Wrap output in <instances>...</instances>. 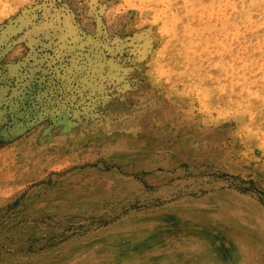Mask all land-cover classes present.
Instances as JSON below:
<instances>
[{"label":"rangeland","instance_id":"obj_1","mask_svg":"<svg viewBox=\"0 0 264 264\" xmlns=\"http://www.w3.org/2000/svg\"><path fill=\"white\" fill-rule=\"evenodd\" d=\"M143 1L17 0L0 17V264H165L175 248L171 264H264V140L187 89L188 73L219 80V58L237 89L264 84V16L158 2L182 13L161 74Z\"/></svg>","mask_w":264,"mask_h":264},{"label":"bare ground","instance_id":"obj_2","mask_svg":"<svg viewBox=\"0 0 264 264\" xmlns=\"http://www.w3.org/2000/svg\"><path fill=\"white\" fill-rule=\"evenodd\" d=\"M14 1H17V0H0V17L1 16H4L5 15V13L7 12V9H8V6L12 3V2H14ZM18 1H23V0H18ZM144 1H146V0H144ZM143 1V2H144ZM149 1V0H148ZM148 1H146V2H148ZM151 1V0H150ZM149 1V2H150ZM166 0H156V7H155V11H156V19L157 20H159V22L161 23L160 24V38L162 39V40H164V42L166 43V45L169 47H166L164 44V46L163 47H166L165 49L163 48V49H160V51H158L157 53V56H156V58H155V60L157 61V69L155 70V71H157V73H163L164 71H165V64H164V62H166V61H164L166 58V55H169V54H171L172 52H173V47L171 46V42H174V41H176V36H175V34H176V26L179 24V22L181 21H179L178 22V16L179 15H181V14H179L178 12V16L175 14V13H173V9L175 10V8H173V6H174V4L173 5H171L170 7H165V8H162L161 7V9L159 8L160 7V5L158 4V2L161 4L162 2H165ZM168 1V0H167ZM213 1H217V3H218V1L219 2H221V4H224V8H225V3L227 2V0H213ZM235 1V0H234ZM242 2H240V4H239V7H238V11L240 12V15L242 16L243 14H244V11H246L247 12V10H253L254 9V11H256V12H258V13H260L262 16H264V0H241ZM154 2V1H153ZM169 2H171V1H169ZM187 2H189V1H187ZM191 2V1H190ZM193 2H195V1H193ZM212 2V1H211ZM229 2V1H228ZM172 3V2H171ZM175 3V2H174ZM186 3V2H185ZM152 4V3H151ZM236 4V3H235ZM161 5H163V4H161ZM166 5H168L167 3H166ZM217 5V4H216ZM220 5V4H219ZM229 6H231L232 7V5H231V3L230 4H228ZM150 6V5H149ZM159 6V7H158ZM222 6V5H221ZM234 6V5H233ZM236 6H237V4H236ZM151 7V6H150ZM186 7V6H185ZM226 7H227V5H226ZM230 7V8H231ZM144 8V7H143ZM222 8V7H221ZM220 8V9H221ZM223 8V9H224ZM236 8V7H235ZM149 9V8H148ZM147 9V10H148ZM219 9V8H218ZM232 9V8H231ZM145 10V9H144ZM184 10H186V9H184ZM230 11V10H229ZM228 11V12H229ZM142 12V14H143V12L144 11H141ZM185 13V12H184ZM251 14V13H250ZM108 15V14H107ZM201 15H202V13H201ZM223 15H225L224 13H223ZM232 15V14H231ZM258 15V14H257ZM177 16V17H176ZM199 16V15H198ZM197 16V17H198ZM155 17V16H154ZM218 17V16H217ZM220 17V16H219ZM240 17V16H239ZM199 18V17H198ZM221 18V17H220ZM220 18L218 19L219 21H220ZM124 19V18H123ZM154 19V18H153ZM223 19V18H222ZM227 19H229V18H227ZM239 19V18H238ZM243 19V18H242ZM204 20V19H203ZM241 20V19H240ZM249 20V19H248ZM248 20H246V21H248ZM152 21V20H151ZM186 21V20H185ZM202 21V20H201ZM257 21V20H256ZM184 22V21H183ZM157 23V22H156ZM218 23V22H217ZM228 24H229V22H227ZM239 23V22H238ZM184 24V23H183ZM186 24V23H185ZM184 24V25H185ZM221 24V23H220ZM224 24H225V21H224ZM241 24H243V23H241ZM240 24V25H241ZM189 25V24H188ZM188 25H186L185 26V28H187V30L188 29H190L189 28V26ZM260 24H258V26H259ZM193 26V25H192ZM220 26V25H219ZM229 26V25H228ZM237 26H239V25H237ZM253 26V25H252ZM221 27V26H220ZM224 27V29H225V27H226V25L225 26H223ZM231 27H232V24H231ZM235 27V26H234ZM202 28V27H201ZM260 27H257L256 29H259ZM158 29V28H157ZM183 29H184V26H183ZM213 29V28H212ZM215 29V28H214ZM234 29H236V28H234ZM233 29V30H234ZM248 29V28H247ZM221 30H223L222 28H221ZM230 30V29H229ZM228 30V31H229ZM238 30V29H237ZM218 31V30H217ZM225 31H227L226 29H225ZM231 31V30H230ZM229 31V32H230ZM259 31V30H258ZM257 31V32H258ZM131 32V31H130ZM159 32V31H158ZM195 32V31H194ZM218 32H220V31H218ZM237 32V31H236ZM253 32H255V31H253ZM182 33V32H181ZM231 33H233V31L231 32ZM159 34V33H158ZM187 35H189V34H191V33H186ZM226 34H227V32H226ZM234 34H235V32H234ZM237 34V33H236ZM235 34V35H236ZM183 35V34H182ZM233 35V34H232ZM231 35V36H232ZM248 35V34H247ZM180 36H181V34H180ZM223 36H225L224 35V33H223ZM227 36V35H226ZM233 37V36H232ZM235 37V36H234ZM264 37V30H262V31H260V32H258L257 33V35L255 36V38H263ZM178 38H179V36H178ZM227 38V37H226ZM254 38V39H255ZM187 39V38H186ZM159 40V39H158ZM203 40V39H202ZM201 40V41H202ZM210 39H208V41H209ZM245 40V39H244ZM257 40V39H256ZM261 40V39H260ZM254 41V40H253ZM252 42V41H251ZM264 42V41H263ZM163 43V42H162ZM189 43V42H188ZM195 43H197V42H195ZM253 43V42H252ZM170 44V45H169ZM187 44V43H186ZM186 44H185V46H186ZM199 44H200V42H199ZM221 44H223L222 42H221ZM162 45V44H161ZM173 46H174V44H172ZM189 45V44H188ZM213 45V44H212ZM240 45V44H239ZM244 45V44H243ZM176 46V45H175ZM190 46H192V45H190ZM194 46V45H193ZM228 46V45H227ZM199 47V46H198ZM246 47V46H245ZM168 48V49H167ZM187 48V47H186ZM185 48V49H186ZM189 49V48H188ZM224 49H226V48H224ZM224 49H222V50H224ZM228 50V49H227ZM240 50V49H239ZM175 51V50H174ZM190 51V50H189ZM200 51V50H199ZM249 51V50H248ZM181 52V51H180ZM247 53V52H246ZM174 54H175V52H174ZM228 54V53H227ZM232 54V53H231ZM229 56V55H228ZM232 56V55H231ZM263 56V55H262ZM172 57V56H171ZM170 57V58H171ZM181 57H182V60H183V63L185 64V62L187 63L190 59H189V57H187L186 55H185V53H184V51L181 53ZM184 57H185V59H184ZM164 58V59H163ZM168 58V57H167ZM230 59V61H231V57L229 58ZM180 60V59H179ZM233 60H235L234 58H233ZM251 60L252 59H250L249 61L251 62ZM248 61V60H247ZM248 61V62H249ZM247 62V63H248ZM145 64V63H144ZM155 64H156V62H155ZM228 64V63H227ZM227 64H225L220 58L217 60V62H216V67L218 68V70L219 71H216V74L217 75H219V80H217V81H213V82H211V81H209V73H206L207 75H205L203 78H202V80H200V81H198L197 79L195 80V78H194V73H191V75L188 73L187 75H188V77H190V81H189V83H188V92H189V94H192L193 95V97L195 98V100H196V107H197V110H201V111H203V112H205V113H208V114H211V115H214V114H219V113H233L234 111H245L246 113V117H247V122H245V123H248V124H250V129H253V130H257V132H259L260 133V138H262L263 140H264V126H262L261 124H263L262 123V121H263V119H264V84H257V82H256V84L254 83V84H251V86H245L246 88H244V89H242V90H239L242 86H240L239 87V89H237L236 88V86L234 87V85H235V83H234V81H233V79H232V77H233V74L238 70L237 68H236V66L235 65H233V63H232V61H231V64L229 63L228 65ZM251 64V63H250ZM195 65V64H194ZM193 65V66H194ZM238 65H240V64H238ZM249 65V64H248ZM213 66V65H212ZM252 66V65H251ZM155 67V66H154ZM202 67V66H201ZM215 67V66H214ZM240 67V66H239ZM179 68H180V66H179ZM240 69H241V67H240ZM253 69V68H252ZM179 70V69H178ZM207 70V69H206ZM246 70H248V68L246 69ZM255 70V69H254ZM183 71H185V69L183 70ZM183 71L181 72V73H183ZM189 71V70H188ZM242 72H243V70H241ZM166 72V71H165ZM167 72H168V70H167ZM241 72V73H242ZM254 72V71H253ZM169 73V72H168ZM200 73V72H199ZM175 74H177V73H175ZM185 74V73H184ZM197 74V73H196ZM123 75V74H122ZM155 75V74H154ZM159 75V74H158ZM186 75V74H185ZM198 75H200V74H198ZM236 75V74H235ZM239 75V74H238ZM264 75V74H263ZM125 76V75H124ZM159 76H161V75H159ZM184 76V75H183ZM138 77V76H137ZM196 77V76H195ZM164 78V77H163ZM186 78H187V76H186ZM186 78L184 79V80H186ZM198 78H200V77H198ZM213 78V77H212ZM157 79V78H156ZM170 79H172V78H170ZM176 79V78H175ZM189 79V78H188ZM251 79V78H250ZM222 80V81H221ZM183 81V80H182ZM241 81V80H240ZM168 82V81H167ZM221 82H224L223 84V86H221ZM184 83V82H183ZM183 83H182V85H183ZM252 83V82H251ZM127 84V83H126ZM250 84V83H249ZM176 85V89H181V87L180 86H182V85H180V83H176L175 84ZM185 85V84H184ZM246 85V84H245ZM127 86V85H126ZM168 86V85H167ZM139 88V87H138ZM185 88V87H184ZM243 88V87H242ZM182 91V90H181ZM224 92H226L225 93V95L224 96H222L221 94H223ZM180 93V92H179ZM213 96L215 97V98H219V97H221V99H224V103L226 104V108H225V110H218V108L216 107H214L213 106V104H212V101H213ZM251 96H254V99L253 100H251L250 102H248V103H246L245 102V100L247 99V97H251ZM194 103V104H195ZM195 108V107H194ZM198 112H200V111H198ZM201 114H203V113H201ZM210 115V116H211ZM191 124V123H190ZM237 127V126H236ZM249 130V129H248ZM251 131V130H250ZM261 139V140H262ZM259 140V139H258ZM264 142V141H263ZM260 148V147H259ZM192 206H193V204H192ZM194 206H197V205H194ZM199 206V205H198ZM245 214V213H244ZM189 217V216H188ZM246 218V217H245ZM258 218V217H257ZM194 219V218H193ZM193 219H192V221H193ZM248 219V218H247ZM249 222V221H248ZM259 223V222H258ZM244 228V227H243ZM240 229V228H239ZM255 230V229H254ZM242 231V230H241ZM240 231V232H241ZM249 233V232H248ZM244 235V234H243ZM242 236V235H241ZM250 236V235H249ZM161 239V241H166V240H164V238H160ZM261 239V238H260ZM250 240V239H249ZM256 240V239H255ZM253 241V240H252ZM259 241V240H258ZM148 242L150 243L151 242V239H149L148 240ZM262 242V241H261ZM143 246H145L146 245V242L144 243V244H142ZM243 249V250H242ZM248 248L245 246V248L244 247H240V250H242V251H245V250H247ZM130 256L132 257L130 260L131 261H134V260H138V255H137V253L136 252H134V251H132V250H130ZM210 253V252H209ZM179 254H181L180 252H179V249H177V248H175V249H173V250H170L168 253H167V255L165 256V259H164V263L165 264H171L172 262H176V261H178L180 258H181V256H179ZM203 254V253H202ZM199 255H200V253H199ZM198 256V255H197ZM201 256V255H200ZM206 256H208V255H206ZM184 257V256H183ZM120 258V256L119 257H117L116 256V258H111V257H108V256H106V258H105V260H103V262L101 263V264H109L110 263V260H113V259H115V260H118ZM121 258H123V257H121ZM204 258V257H203ZM198 261V260H197ZM117 264V263H116Z\"/></svg>","mask_w":264,"mask_h":264}]
</instances>
